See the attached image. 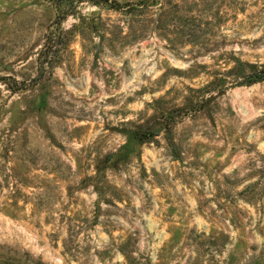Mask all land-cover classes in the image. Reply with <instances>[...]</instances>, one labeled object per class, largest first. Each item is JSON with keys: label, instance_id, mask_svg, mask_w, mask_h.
Returning <instances> with one entry per match:
<instances>
[{"label": "rangeland", "instance_id": "374dc122", "mask_svg": "<svg viewBox=\"0 0 264 264\" xmlns=\"http://www.w3.org/2000/svg\"><path fill=\"white\" fill-rule=\"evenodd\" d=\"M263 69L264 0H0V264H264Z\"/></svg>", "mask_w": 264, "mask_h": 264}, {"label": "trees", "instance_id": "16d2710c", "mask_svg": "<svg viewBox=\"0 0 264 264\" xmlns=\"http://www.w3.org/2000/svg\"><path fill=\"white\" fill-rule=\"evenodd\" d=\"M79 1H82V0H79ZM125 7H128L127 8V11L128 12L141 11V9L148 8L149 7V4H148L147 1H141L139 3H136L135 5H133V4H127V5H125ZM263 78H264V69L259 72V76L257 77V79H263Z\"/></svg>", "mask_w": 264, "mask_h": 264}]
</instances>
